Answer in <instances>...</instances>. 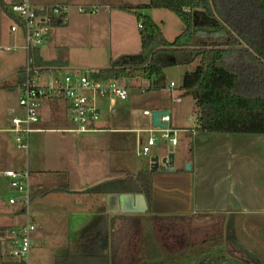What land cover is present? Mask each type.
Listing matches in <instances>:
<instances>
[{
	"label": "crops",
	"instance_id": "obj_1",
	"mask_svg": "<svg viewBox=\"0 0 264 264\" xmlns=\"http://www.w3.org/2000/svg\"><path fill=\"white\" fill-rule=\"evenodd\" d=\"M2 1L8 10L0 5V50L10 52L17 47L24 50L25 53L19 55L11 63L13 65L11 70L0 72V264L18 263V260L10 254L11 242L8 230L26 223L34 224L30 218L31 203H33L37 217L40 216L41 223L39 224L40 230L34 224L35 230L31 234V250L44 246L41 239L48 231L47 221L49 220L52 224V233L56 234L58 238V243L54 244L53 248L52 264H57L58 258L68 255L71 256L61 264H105L103 258L106 255L109 258L107 264H111L110 260L115 253H124L125 256L133 257V250L139 245L138 239H141L144 233L143 228L145 227L142 223L146 217L150 216V213L146 211V205L149 211L152 210L151 214H155L156 220L161 223L162 228L166 226L167 216L172 214L199 215V218L206 215L205 220L213 223V218L218 217L222 218L223 223L228 221L229 224L234 221H232V216L241 217L252 212L255 214L254 216L262 215L260 217L264 220V179L262 187H258L252 179H249V166L246 160H243L241 145L236 143L242 140L238 137L241 134L216 133L199 136L196 133V125L186 128L175 122L170 114L169 125L175 130L174 136L176 137V133H178L182 137L181 142L179 143L177 139L176 144H172L167 139L172 146L179 148L178 153L173 151L174 169L152 172L149 165L144 164L143 166L131 158L133 150L130 149V144L131 146L134 142L135 145L142 144L143 138L140 136V132H151V115H144L143 111L146 109L151 112L155 109L170 111L165 100L158 93L163 90H169L171 93L176 91V87L170 89L171 82L168 81L167 86L159 90L151 89L149 83L145 92L149 93L152 90L154 91L152 95L141 98L133 96L130 99L131 104L126 110V114L140 123L145 124L149 119L151 128H135L130 120L127 128L118 125L112 128L108 120L103 117L102 111L104 104L112 114L116 115L118 102L129 100L132 92L144 93L140 91L139 87L144 85L142 81L148 80L146 78H129L132 88L125 100L110 98L97 100V106L101 113L98 124L102 129L86 132L76 131L70 118L68 103L61 97L44 99L39 111V121L34 125L32 133H40L36 137V144L46 143L45 150L48 154L41 162L33 160L31 163L29 159L25 163L18 149L25 148L16 144L12 117L24 114L17 96L24 77L23 71L31 58L32 51L29 53L25 48V35L22 28L12 30L14 22L18 23V21L11 11V7L22 0ZM30 1L38 7L55 4L69 5L67 21L64 23L59 20L56 23L53 22L47 44L35 49L43 61H61L50 68L43 66L35 70L42 81L51 77V71L57 73L58 70H66L67 73L75 71L81 73V67L84 65L90 68L86 72L91 73L90 70L108 67L111 63V60L109 64H106L105 60L99 63L98 60H80L71 57V55L59 54L52 49L53 45H56L57 48H64L63 43H67L69 40V37H63L64 34L59 32V29L66 30V34L72 37L86 32L89 39L98 37L97 33L102 31L101 36L105 35L117 47L115 52L112 51V54L119 55L118 57L138 54L141 51L140 47L138 52L128 50L121 52L128 46L130 49L135 47L137 28L138 31L141 30L138 27L141 21L137 14L123 9V6L146 5L149 0ZM80 6L85 7V10H80ZM159 9L163 8L144 7L139 12L143 15H150L158 23L155 12ZM8 17L12 20L10 31L7 27ZM10 32L18 34L17 38ZM16 41L19 42V45L12 47L9 44H14ZM138 42L140 44L141 39ZM7 47L11 49L8 50ZM112 58L110 57V59ZM2 68L3 65L0 63V70ZM56 73L52 72V78L65 75L59 76ZM177 92L173 101L181 103L183 95L180 87ZM175 97H180L181 101H176ZM192 98L194 100V97ZM140 109H142L143 118L137 117ZM71 133L76 134L77 145L79 142L80 147L77 146L76 153L63 149L70 142L68 134ZM256 136L249 142L264 140L263 135ZM110 143L114 145L112 146L113 151L110 150ZM210 143L211 147H208ZM179 144L181 145L179 146ZM29 147L30 136L27 150ZM78 152H80V156H78ZM167 154L165 153L162 157ZM250 159L252 170L257 169L260 166L259 159L262 160V178H264V159L258 154L250 156ZM187 163L190 168L186 167ZM8 169L28 170L30 173L31 197L28 211L22 202L16 204L8 202L11 196L17 194L10 186V179L4 174V171ZM142 170H148L153 174L151 202L146 195L143 198L140 193L134 192H126L132 193V198L126 201L121 199V194L115 192H86L89 187L99 183L122 179ZM70 180L76 182L71 183ZM60 187L63 189H59ZM250 188L255 193H250L253 192ZM258 195L260 200L250 199L251 196L257 198ZM253 206H259L260 210L254 209ZM115 247L118 248L117 251L114 249ZM86 256L88 257L85 259ZM80 257H84L85 261L75 260Z\"/></svg>",
	"mask_w": 264,
	"mask_h": 264
},
{
	"label": "trees",
	"instance_id": "obj_2",
	"mask_svg": "<svg viewBox=\"0 0 264 264\" xmlns=\"http://www.w3.org/2000/svg\"><path fill=\"white\" fill-rule=\"evenodd\" d=\"M0 5L8 10L2 0ZM144 7L174 12L183 23L180 34L169 41L160 24L139 12ZM123 9L136 13L142 23L141 51L123 55L111 61L108 67L92 69V74L116 80L142 77L149 80L151 89L159 90L168 84L166 67L199 59L195 69L184 73L180 85L183 96L194 97L196 133L199 136L216 133L264 135V0H149L146 5H126ZM196 10L217 15L220 21L215 24L194 23ZM56 22L58 20H54ZM30 57L34 71L61 62L43 61L36 50ZM152 172L142 170L122 179L105 181L89 187L86 192H134L146 195L151 202ZM146 211L150 216L142 223L144 233L138 239L139 245L133 250V257L115 253L111 264H208L211 257L216 259V264L242 263L233 257L227 258L224 251L221 252L220 240L212 246L222 248L215 253L214 250L195 251L197 249L192 246L172 256L164 254L153 235L155 227L164 229L155 214H151L152 210L147 207ZM167 217L164 228L187 221L184 215ZM70 256L58 258L57 264ZM85 259L75 260L82 262ZM103 259L107 264L108 256Z\"/></svg>",
	"mask_w": 264,
	"mask_h": 264
},
{
	"label": "rangeland",
	"instance_id": "obj_3",
	"mask_svg": "<svg viewBox=\"0 0 264 264\" xmlns=\"http://www.w3.org/2000/svg\"><path fill=\"white\" fill-rule=\"evenodd\" d=\"M156 14V15H155ZM155 18L160 24L161 29L163 31L164 36L169 40L172 41L174 38L180 34V32L183 29V23L180 20V18L172 11L168 9H159L155 12ZM150 16V15H149ZM137 21V19H136ZM11 18H7V27L10 31V25H11ZM139 27V25H138ZM59 32L63 33V37H69L68 42H64V48H57L56 45L52 47L55 51L59 52V54H65L66 56L71 55L73 58L83 59V60H98V62H106V64H109V61L116 60L119 58V55H113L112 51L115 52L117 47L115 44H113V41L111 42L109 38L107 39L106 36H101L102 31H99L97 33L98 37H91L88 38V33L81 32L75 37L68 36L67 31L64 29H59ZM11 35L18 36V34L15 35V33L10 32ZM102 39V41H100ZM140 40V31H138L137 28V36H136V43L135 47L133 49H130V47H126L125 49L121 50V52H126L127 50L130 52H138V49L141 47V43L139 44ZM12 45H19V42L16 41L14 44L9 43ZM58 44V43H57ZM134 50V51H133ZM24 50L21 48H13L10 52H5L4 50H0V63H2L3 68L0 70V72H7L8 70H11L12 68V62L16 60V58L24 54ZM119 54V53H118ZM124 54V53H123ZM63 58V56H61ZM110 57H113L110 59ZM117 57V58H116ZM121 57V56H120ZM12 58V59H11ZM110 61V62H111ZM199 59L195 60L192 63L189 64H175L171 65L165 68L166 78L168 82L174 81L176 85V91L171 93L169 90H163L159 95L162 96V98L165 100L167 107L169 108L170 114L173 116V119L178 124L190 128L195 127L196 125V118L194 114V100L191 96H183L181 103H175L173 101V97L177 96L178 93L177 90H179L180 85L182 84L183 75L186 71L193 70L198 64ZM83 68V69H82ZM89 67H86L82 65L81 73L86 72ZM54 71H51L52 76ZM76 72V71H75ZM80 72V71H79ZM66 70H58L56 75L63 76L66 74ZM150 91V90H149ZM154 91L151 90L149 93H138V92H132L129 100L125 102H118L116 109L117 114H112L108 109L107 106L103 104V117L105 120H108L110 126L113 128L115 125L121 126L122 128H127L128 121H132L135 128H151V123H149V119H147V123H140L139 121L133 119L130 115L126 114V110H128L129 104H131L130 99L133 96H136L137 98L150 96L152 95ZM134 93V94H133ZM138 93V94H137ZM151 93V94H150ZM140 94V95H139ZM141 110L139 111V114L137 115L138 118H143L141 115ZM71 126V125H70ZM109 127V128H111ZM50 128H52V125H50ZM154 129V127H152ZM40 135V133H32L30 135V147L29 150L18 148L20 150V154L22 155L25 163L30 159L31 163H33V160L41 162L44 160L48 154V152L45 150L46 143H38L36 144V140ZM86 135V134H84ZM70 142L66 144L64 150H67L68 152L71 151L72 153H76V148L79 146L76 144L75 141V133H71L70 135ZM140 136L143 138L142 145L138 143L135 145V142L133 146L130 144V149L133 150V154L131 155V158L133 160H136L140 162L141 165L144 166L146 164L147 166L151 167V159L153 157L159 156L160 159H162V155L165 153H170L175 151L178 153L179 148L178 146H172L171 143L161 137L160 132H147L143 131L140 132ZM153 136L156 138L155 144L150 147V151L147 155L144 154H137L138 149H141L144 144L147 143L148 137ZM176 137L181 142V135L176 133ZM241 141L236 142L239 146L241 145V150L243 151V160H246L247 165L249 166V179H252L253 182L258 186L262 187L263 185V179L262 178V166L263 162L261 159L260 166L257 169L252 170L251 169V159L250 156H256L258 154L261 158L264 159V140H260L259 142H249L250 139H254L253 137H257L255 134H241L238 136ZM264 137V135H263ZM52 139V138H51ZM17 144V142H16ZM18 145V144H17ZM62 145V143H60ZM181 144H179L180 146ZM110 150L113 151L112 146H114L112 143H110ZM208 147H211V143L208 144ZM77 148V149H78ZM174 153V152H173ZM75 155L73 154V157ZM78 156H80V152H78ZM75 158V157H74ZM143 162V163H142ZM18 163V162H15ZM163 164L160 163V169ZM164 166V165H163ZM71 183H75L76 181L70 180ZM249 184V182H248ZM254 188V187H252ZM251 189V188H250ZM253 191V189H251ZM250 192V191H249ZM255 193V191L250 192ZM250 199L253 200H260V196L258 195L257 198L254 196H251ZM32 200V199H31ZM259 203V202H258ZM254 209L260 210L259 206H253ZM31 213L30 218L31 222L36 224L37 229H39L40 223V216L37 217V214L34 212L33 203H31L30 207ZM248 213V212H247ZM252 212H249L246 215L243 216H232V221L228 224V221L223 223L222 218L215 217L213 219L214 223L209 220H205L206 215L204 217L199 218L200 216L191 215L186 216V223L183 222L180 223H173L168 225V227L164 228L162 230L161 228L158 229V227H155L153 230L154 232V238L158 241L160 248L169 256L174 255L175 253L182 252L183 248L185 247H192L195 244H198L197 250L195 251H213L214 253L216 251H219L220 248H217L215 246L212 247L214 242L216 240H220L222 242L221 246L223 247L225 256L227 258L233 257V259H236L239 261V263L243 264H264V220L262 215L254 216ZM209 216V215H208ZM224 216V213H223ZM204 218V219H203ZM262 218V219H261ZM236 220V221H235ZM48 223V231L46 232L45 236L41 239L44 242V246L37 247L35 250L30 251V257H29V264H52V254H53V248L55 247L54 244L58 243V238L56 237V234L52 233V224L47 221ZM40 230V229H39ZM176 238V239H175ZM172 242H174L172 244ZM182 244H181V243ZM180 243V244H179ZM131 246V245H130ZM222 249V248H221ZM220 253V252H219ZM241 263V264H242ZM205 264V263H204ZM208 264H216V259L212 258L208 261Z\"/></svg>",
	"mask_w": 264,
	"mask_h": 264
},
{
	"label": "built area",
	"instance_id": "obj_4",
	"mask_svg": "<svg viewBox=\"0 0 264 264\" xmlns=\"http://www.w3.org/2000/svg\"><path fill=\"white\" fill-rule=\"evenodd\" d=\"M68 4H55L46 7H38L30 0H22L11 7V11L17 17L12 30L22 28L25 35V48L30 53L47 44L54 20L62 23L68 19ZM80 10L85 7L80 6ZM20 24V25H19ZM142 28V23L139 25ZM6 49L10 50V47ZM32 59L30 58L24 69L23 81L17 96L19 105L23 108L22 116L12 117L13 130L16 133V142L18 146L28 149L29 136L34 131V125L39 121L40 107L44 99L52 97H61L67 103L70 112V118L75 129L78 132H86L93 129H102L99 126L101 118L100 110L97 106V100L100 98H110L125 100L132 88L131 79L124 80L107 79L87 73L68 72L63 77H48L41 80L38 73L34 71ZM94 73V72H93ZM144 85L140 86L141 92H145L149 80H144ZM176 83L171 81L170 89H174ZM176 101H181L180 97H175ZM144 115H151V111L146 109ZM170 113L161 117L162 122L167 126L154 127L151 131L160 132L161 137L169 139L172 144L177 143L173 130L169 123ZM156 138L149 136L147 143L138 149L137 154L147 155L150 147L155 144ZM142 145V144H141ZM4 174L10 179V186L17 194L11 196L8 200L10 204L22 202L28 211L30 204V173L28 170L19 171L8 169ZM35 230V225L26 223L12 227L8 230V236L11 242V256L18 260L20 264H29V257L32 245L31 234Z\"/></svg>",
	"mask_w": 264,
	"mask_h": 264
},
{
	"label": "water",
	"instance_id": "obj_5",
	"mask_svg": "<svg viewBox=\"0 0 264 264\" xmlns=\"http://www.w3.org/2000/svg\"><path fill=\"white\" fill-rule=\"evenodd\" d=\"M194 16V23H198V21H201L204 24H215L220 21V19L217 17V15L211 16L208 15L205 11L196 10L193 13ZM243 46L246 48H249L247 44L243 43ZM169 111L167 109H155L151 112V121H152V127H163L165 128L167 126L166 122L161 121V117L165 114H168ZM160 163L163 164L161 167V170H173L174 169V153L170 152L167 155L163 156L162 159L159 158V156L153 157L151 159V167L150 169L152 171H158L160 169ZM187 168H190V166L186 165ZM132 193H123L121 194V199L123 201L129 200L132 198ZM143 196V194H140ZM147 208V205H146Z\"/></svg>",
	"mask_w": 264,
	"mask_h": 264
},
{
	"label": "flooded vegetation",
	"instance_id": "obj_6",
	"mask_svg": "<svg viewBox=\"0 0 264 264\" xmlns=\"http://www.w3.org/2000/svg\"><path fill=\"white\" fill-rule=\"evenodd\" d=\"M198 244H199V243H197L196 245H194V246H193V247H194V249H195V248H197Z\"/></svg>",
	"mask_w": 264,
	"mask_h": 264
}]
</instances>
